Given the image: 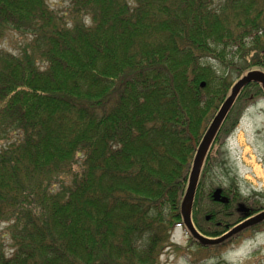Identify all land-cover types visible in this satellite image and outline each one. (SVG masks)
Masks as SVG:
<instances>
[{
	"label": "trees",
	"instance_id": "16d2710c",
	"mask_svg": "<svg viewBox=\"0 0 264 264\" xmlns=\"http://www.w3.org/2000/svg\"><path fill=\"white\" fill-rule=\"evenodd\" d=\"M49 1L0 0V39H29L0 51V264H158L233 79L264 73V0H59L68 21ZM259 99L238 95L215 146ZM211 153L191 220L216 238L261 208L237 184L222 203L202 189ZM257 230L187 235L210 251Z\"/></svg>",
	"mask_w": 264,
	"mask_h": 264
},
{
	"label": "rangeland",
	"instance_id": "374dc122",
	"mask_svg": "<svg viewBox=\"0 0 264 264\" xmlns=\"http://www.w3.org/2000/svg\"><path fill=\"white\" fill-rule=\"evenodd\" d=\"M49 5L68 21L70 5L67 1L50 0ZM27 41L29 39L8 32L0 39V51L18 54ZM236 81L233 79L232 84ZM5 143L0 138V148ZM211 149V155L215 154L218 161L202 177V189L206 192L209 189L213 194L220 187L237 184L242 198H253L258 206L264 207V99L246 108L224 143L221 146L213 144L209 152ZM4 228L5 225L2 230ZM187 234L181 227L173 230L171 246L164 250L158 264H264V228L210 251H200L189 242ZM3 240L5 246L10 243L8 237Z\"/></svg>",
	"mask_w": 264,
	"mask_h": 264
},
{
	"label": "water",
	"instance_id": "95a60500",
	"mask_svg": "<svg viewBox=\"0 0 264 264\" xmlns=\"http://www.w3.org/2000/svg\"><path fill=\"white\" fill-rule=\"evenodd\" d=\"M250 84H258L264 93V73L261 71H250L244 76L240 77L231 87L229 96L224 100L216 115L213 117L196 149V153L188 178L187 188L180 204V215L182 218L183 226L185 227L189 236L198 244L204 247L222 244L226 240L240 234L244 230L264 221L263 211L233 226L230 230H228L220 237L208 238L201 235L196 230L191 220L193 201L198 187L199 177L204 160L214 142V139L221 124L233 108L238 95ZM203 86L204 83L201 84V87ZM221 193V189H217L213 192L212 198L215 202L222 203L225 201L224 198L221 197Z\"/></svg>",
	"mask_w": 264,
	"mask_h": 264
},
{
	"label": "flooded vegetation",
	"instance_id": "af4514ba",
	"mask_svg": "<svg viewBox=\"0 0 264 264\" xmlns=\"http://www.w3.org/2000/svg\"><path fill=\"white\" fill-rule=\"evenodd\" d=\"M260 208H261V209H260L257 213L252 214V215H249V216L246 217L244 220H246L247 218H250V217H252V216H255V215H257V214L263 212V211H264V207H261V206H260ZM244 220H242V221H244ZM257 226H258V229H259V228H264V221H263L262 223H259V224L255 225V226H253V227H257ZM251 228H252V227L248 228V230L251 229ZM246 230H247V229H246ZM246 230H244L243 233H242V232H241V233L244 234V232H245Z\"/></svg>",
	"mask_w": 264,
	"mask_h": 264
}]
</instances>
